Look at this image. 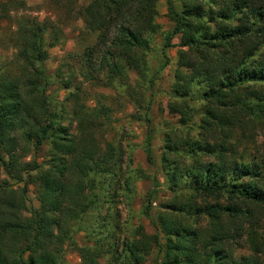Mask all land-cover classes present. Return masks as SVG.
<instances>
[{"label": "trees", "instance_id": "obj_1", "mask_svg": "<svg viewBox=\"0 0 264 264\" xmlns=\"http://www.w3.org/2000/svg\"><path fill=\"white\" fill-rule=\"evenodd\" d=\"M7 2L24 7L22 0ZM165 3L172 23L166 31L157 21L159 0H90L77 12L96 39L80 61L85 79L118 83L140 106L147 99L144 152L151 166L148 111L178 37L160 106L175 119L164 121L158 146L169 196L159 200L155 216L160 181L138 168L122 177L121 145L105 139L110 107H88L80 83L58 77L69 107H52L45 37L57 42L60 25L34 16L17 21V48L0 65V169L7 176L0 182V264H65V244H75L71 232L91 212L101 220L96 238L98 227H116L109 209L100 213V198L109 203L118 186L130 193L131 176L150 180L141 213L157 231L134 227L120 250L127 264H142L153 253L149 264H264V140L261 150L257 143L264 131V0ZM158 33L162 44L152 67L147 56ZM44 144L39 162L35 153ZM30 184L39 197L33 211ZM110 238L106 246L97 239L76 245L77 264H99L103 252L118 248Z\"/></svg>", "mask_w": 264, "mask_h": 264}, {"label": "rangeland", "instance_id": "obj_2", "mask_svg": "<svg viewBox=\"0 0 264 264\" xmlns=\"http://www.w3.org/2000/svg\"><path fill=\"white\" fill-rule=\"evenodd\" d=\"M6 1L7 0H0V4H4ZM22 1L24 2L23 8H19V4L16 6L9 2L2 6L0 5V14L4 15V17H0V65L5 60H8L17 48L16 24L19 19L24 16H34L39 21L48 18L51 22H57L60 25L58 41L51 45L49 44L48 36L46 35L45 37L48 58L44 61V67L50 79L47 94L52 103V107L56 111H65L69 107V102L62 103L67 91L60 88L61 86L58 83V78L73 81L72 83H80L82 90L80 96L88 107H93L97 105L98 102H103L110 107L112 120L105 132V139L112 140L114 143H119L121 145L123 153L122 177H126L130 174L131 170L138 168L150 175H156L160 181L158 198L152 204L153 209L151 212L152 215L155 216L159 200L169 196L167 183L160 168V150L158 146L163 140V123L165 120L172 119V117L168 115L166 111L162 112L160 106L165 107L166 104L167 98L165 92L168 91L172 78V71L176 62L178 37L172 39L174 46L167 51L170 56V63L161 72L158 80H156L157 92L153 97L151 108L148 111V115L152 118V125L154 126L152 150L156 161L155 166H151L147 162L144 152L146 127L143 122V115L146 110L147 99L140 106L135 102L134 98L124 94V90L118 83L113 87L102 86L98 84L96 80L85 79V72L81 70L82 66L80 65V61L83 60L82 54L87 47L95 44L96 39L93 33H89L84 29L83 20L80 16H77V12L82 7L86 6L90 0ZM158 11L157 21L161 24V30L166 31L170 29L172 23L166 16L165 0H159ZM161 44V34H155L150 43V50L147 56L148 62L152 67L156 63L154 58ZM130 75L132 78L135 77L133 72H131ZM102 76V73L98 74L99 78ZM158 89L161 90L158 91ZM100 96H103V98L99 99ZM174 122L175 119H172V123ZM263 135L264 131L260 130L257 139L259 150L263 148L260 145L264 140ZM46 150L47 144L42 145L38 149L37 153H35L37 161L41 162L45 160ZM29 159H32V155L26 157V160ZM3 179H7V176L4 174V171L0 169V182ZM131 179L133 182L132 191L130 193L121 190V187L118 186L116 192L112 194L109 203H104V198H100V203L98 205L100 213L103 215L107 209H109L111 216L114 217L116 227H98L100 233L97 234L98 238H96V229L98 225H101V220L97 211L91 212V215L84 218L81 226L76 225L71 232L72 240L75 244L72 242H67L65 244V264H77L79 262L80 259L76 245H91L97 239L98 244L103 243L106 246V243L108 244V242L112 240V238H110L111 235H113V240H115L118 248H113V250L108 253L103 252L98 263L127 264L120 250L125 244V239H130L132 237L134 227L141 224L147 233H154L157 231V228L141 213L145 199L144 195L150 186V180L134 176L133 178L131 176ZM12 185L13 187L18 186V184L15 183H12ZM27 197L28 210L33 211L39 204V197L37 196V191L33 184L28 186ZM237 253L244 254L245 251L239 249ZM153 255L154 253L146 257L142 264H149Z\"/></svg>", "mask_w": 264, "mask_h": 264}]
</instances>
